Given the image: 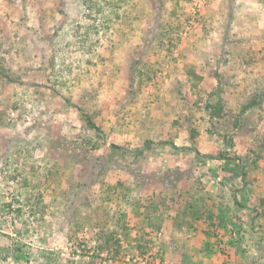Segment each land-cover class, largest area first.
I'll return each mask as SVG.
<instances>
[{"label": "rangeland", "instance_id": "rangeland-1", "mask_svg": "<svg viewBox=\"0 0 264 264\" xmlns=\"http://www.w3.org/2000/svg\"><path fill=\"white\" fill-rule=\"evenodd\" d=\"M0 264H264V0H0Z\"/></svg>", "mask_w": 264, "mask_h": 264}, {"label": "trees", "instance_id": "trees-1", "mask_svg": "<svg viewBox=\"0 0 264 264\" xmlns=\"http://www.w3.org/2000/svg\"><path fill=\"white\" fill-rule=\"evenodd\" d=\"M86 119L88 121V124L93 130H95L98 133H102L101 129L95 124V122L90 117L86 116Z\"/></svg>", "mask_w": 264, "mask_h": 264}]
</instances>
